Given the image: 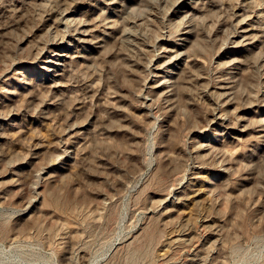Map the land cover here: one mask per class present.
Masks as SVG:
<instances>
[{
    "label": "rangeland",
    "instance_id": "1",
    "mask_svg": "<svg viewBox=\"0 0 264 264\" xmlns=\"http://www.w3.org/2000/svg\"><path fill=\"white\" fill-rule=\"evenodd\" d=\"M0 264H264V0H0Z\"/></svg>",
    "mask_w": 264,
    "mask_h": 264
},
{
    "label": "bare ground",
    "instance_id": "2",
    "mask_svg": "<svg viewBox=\"0 0 264 264\" xmlns=\"http://www.w3.org/2000/svg\"><path fill=\"white\" fill-rule=\"evenodd\" d=\"M65 17H66V22H68L70 20L69 15H66ZM77 29H79V28H77ZM61 45H62V43L60 42V43H57L54 47H56L57 48L56 50L58 51L59 48L62 47ZM62 55H64V54H62ZM46 60L47 61L45 63H47V62H53V60H55L56 62H59V63L62 62V61H64L63 60V57H58V58L57 57H48ZM49 66H51V65H49Z\"/></svg>",
    "mask_w": 264,
    "mask_h": 264
}]
</instances>
